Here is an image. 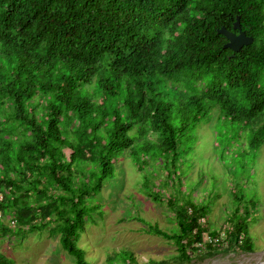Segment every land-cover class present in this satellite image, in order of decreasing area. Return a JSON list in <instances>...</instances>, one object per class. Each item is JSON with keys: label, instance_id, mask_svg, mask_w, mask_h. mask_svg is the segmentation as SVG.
Segmentation results:
<instances>
[{"label": "trees", "instance_id": "16d2710c", "mask_svg": "<svg viewBox=\"0 0 264 264\" xmlns=\"http://www.w3.org/2000/svg\"><path fill=\"white\" fill-rule=\"evenodd\" d=\"M236 16L253 40L232 51L217 29L236 32ZM113 55L119 73L101 81L100 63ZM90 68L98 78L86 87ZM0 110L8 124L0 208L16 222H0V237L48 229L74 264H91L78 240L86 215L102 206L92 197L114 177L120 157L135 164L157 150L175 170L193 149L194 124L214 110L224 118L220 130L236 123L251 134L247 141L241 132L243 144L264 142V0H0ZM239 150L231 170L247 153ZM18 183L20 193L10 198ZM234 186L225 237L204 224L207 205L191 199H167L178 230L150 231L172 240L184 261L252 250L248 226L256 219ZM52 187L60 190L52 195ZM127 252L125 263L138 264ZM0 264L17 263L0 251Z\"/></svg>", "mask_w": 264, "mask_h": 264}, {"label": "rangeland", "instance_id": "374dc122", "mask_svg": "<svg viewBox=\"0 0 264 264\" xmlns=\"http://www.w3.org/2000/svg\"><path fill=\"white\" fill-rule=\"evenodd\" d=\"M223 122L222 113L214 110L194 124L193 149L179 160L178 171L171 163L162 164L164 156L157 150L151 156L136 157L135 164L129 160L119 165L123 157L116 161L114 177L103 183L100 195L92 197L102 206L86 215L78 240L91 264H126L129 254L125 250L132 251L138 264H264V142L258 147L243 144L242 133L247 141L251 134L248 137L236 123L220 130ZM235 147L247 153L239 154L231 170L229 160ZM233 186L238 195L241 190L252 214L249 218L256 219L248 226L254 239L252 250L191 254L184 261L172 240L150 231V226L167 233L178 230L168 198L177 203L185 199L204 203L208 213L204 224L208 220L210 229L216 231L228 228L227 218L236 205ZM48 231H33L21 238L12 232L0 239V251L17 264H74V258L59 244L58 234L51 236ZM205 238L209 240L208 234Z\"/></svg>", "mask_w": 264, "mask_h": 264}, {"label": "clouds", "instance_id": "9594fccd", "mask_svg": "<svg viewBox=\"0 0 264 264\" xmlns=\"http://www.w3.org/2000/svg\"><path fill=\"white\" fill-rule=\"evenodd\" d=\"M233 31V30H232ZM245 32V31H244ZM248 36H250V35H248ZM100 65H101V69H102V71H103V74H102V78H101V81L102 80H105V79H107V78H109V77H112V76H116L118 73H119V68H118V66H117V64H116V56L115 55H113L112 56V58L109 60V62L107 63V64H102V63H100ZM90 82H89V84H87L86 85V87L87 86H89V85H92L93 84V82L94 83H96L97 82V75L95 76V77H92V70H91V68H90ZM125 74H123V76H124ZM125 83L126 82H124V85H125ZM126 86H124L123 88H125ZM146 87V86H145ZM109 88H110V84L109 83H107V85H106V87H105V91H107L108 92V90H109ZM151 87H149L147 90H145L146 92L150 89ZM146 92H144V94L146 93ZM130 96V90L128 89V90H126V91H124V93H123V95L122 96H120V98H121V100H119L118 101V104L119 105H121V104H123V100H124V98L125 97H129ZM105 98V97H104ZM103 98L102 97H100L99 99H97L99 102H101V100H102ZM4 114V111L3 110H0V152H2V153H4V154H6V152H7V146L5 145V143H4V138H5V132H4V130H3V128L4 127H6V126H8V124H7V122H6V120L2 117V115ZM17 128V127H16ZM18 130V129H17ZM151 132V131H150ZM23 137V135L22 134H19V135H17V136H10V138L11 139H13V140H18V139H20V138H22ZM151 138V137H150ZM151 139H153V138H151ZM0 159H2V157H0ZM1 162V161H0ZM124 162H126L125 161V159H123V161H121L120 162V165H122L123 166V164H124ZM14 176V175H13ZM28 178H33L31 175L28 177ZM24 182H26L27 183V181H23L21 184L23 185V183ZM28 184V183H27ZM19 183L12 189V191L10 192V198H12V197H14L15 195H17V194H19L20 193V189H19ZM60 189H57V188H51V194L52 195H55V192L56 191H59ZM3 199H4V192L3 191H1L0 190V201L2 202L3 201ZM46 199V198H45ZM29 200V207H37L36 206V203L35 202H33L31 199H28ZM42 202H44L43 200H42ZM47 202V199L45 200V203ZM35 209H37V208H35ZM38 220V219H37ZM35 221V220H34ZM0 222H3L4 224H5V226L7 225V226H10V227H14V225H16V222H15V220H10L9 219V217L8 216H6V215H4L3 214V211H2V209L0 208ZM227 222H229V221H227ZM50 226V225H49ZM1 230H3L2 228H0ZM227 229H229V226H228V228H226V231H227ZM36 231H38V230H36ZM220 237L222 238V237H225V234H226V231H225V233L224 234H221V231H222V229H221V227H220ZM5 237H7V236H5ZM5 237H0V239H2V238H5Z\"/></svg>", "mask_w": 264, "mask_h": 264}, {"label": "water", "instance_id": "95a60500", "mask_svg": "<svg viewBox=\"0 0 264 264\" xmlns=\"http://www.w3.org/2000/svg\"><path fill=\"white\" fill-rule=\"evenodd\" d=\"M232 27L237 31H232L224 26L217 29V32L223 34L227 39L225 47L232 49V51H238L243 45H247L252 42V36L246 35V33L241 30L239 16H236V20L234 21Z\"/></svg>", "mask_w": 264, "mask_h": 264}, {"label": "built area", "instance_id": "2783aa9c", "mask_svg": "<svg viewBox=\"0 0 264 264\" xmlns=\"http://www.w3.org/2000/svg\"><path fill=\"white\" fill-rule=\"evenodd\" d=\"M225 231H226V227H224V228L222 229L221 234H224Z\"/></svg>", "mask_w": 264, "mask_h": 264}]
</instances>
